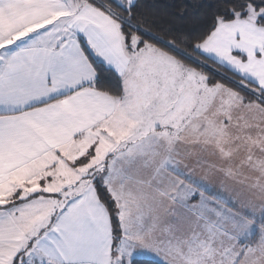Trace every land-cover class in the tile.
Listing matches in <instances>:
<instances>
[{"label":"snow or ice","instance_id":"obj_1","mask_svg":"<svg viewBox=\"0 0 264 264\" xmlns=\"http://www.w3.org/2000/svg\"><path fill=\"white\" fill-rule=\"evenodd\" d=\"M0 264H264V0H0Z\"/></svg>","mask_w":264,"mask_h":264}]
</instances>
